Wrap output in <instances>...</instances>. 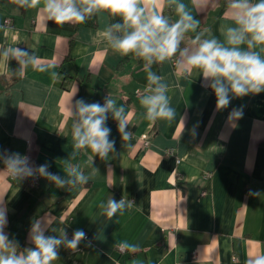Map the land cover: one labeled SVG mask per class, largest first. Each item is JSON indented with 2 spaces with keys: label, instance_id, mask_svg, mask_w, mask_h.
<instances>
[{
  "label": "crops",
  "instance_id": "obj_1",
  "mask_svg": "<svg viewBox=\"0 0 264 264\" xmlns=\"http://www.w3.org/2000/svg\"><path fill=\"white\" fill-rule=\"evenodd\" d=\"M176 2L200 24L171 60L150 66L164 78L176 114L149 121L140 103L148 94L145 62L113 51L105 35L122 23L119 16L99 12L89 25H59L46 19L42 3L27 8L0 0V210L5 233L21 251L33 247L31 229L41 221L46 236L86 233L75 251L61 244L53 264H246L264 254V92L230 94V103L217 107L211 81L190 71L180 51L194 50L190 41L201 33L225 42L221 26H235L225 15L227 0ZM160 7L170 23L179 19L175 3ZM14 48L37 65L22 68ZM107 99L124 108L130 138L123 139L109 111L105 126L114 150L101 158L75 149L76 101ZM25 152L32 157L27 169L39 174L36 185L7 177L5 162ZM45 164L63 186L39 172ZM69 172L82 173L87 183ZM110 199L125 201L122 214L106 216ZM124 242L138 250L120 251Z\"/></svg>",
  "mask_w": 264,
  "mask_h": 264
},
{
  "label": "clouds",
  "instance_id": "obj_2",
  "mask_svg": "<svg viewBox=\"0 0 264 264\" xmlns=\"http://www.w3.org/2000/svg\"><path fill=\"white\" fill-rule=\"evenodd\" d=\"M20 7L36 8L42 3L41 11L47 20L55 24L85 23L86 19L99 12H107L111 16H119L122 23L113 24L105 35L113 51L127 56L130 53L145 61V70L148 72L147 95L140 99L141 105L146 109V118L149 121L156 119L172 120L175 109L170 107L166 95L168 87L162 83L163 77L150 71L153 63H163L176 55L185 34L196 32L200 21L194 19L186 10L183 3L176 0H12ZM175 3V11L179 19L174 23L163 15V3ZM225 15L231 19L235 26L222 25L221 34L225 42L216 38L201 39L197 34L191 39L194 50L188 48L180 51V56L186 58L188 69H199L206 80H210L217 107L224 108L230 103L231 96L243 97L264 92V0H227ZM113 30L122 33L113 35ZM245 45L246 48L241 46ZM260 49L257 51L256 49ZM5 56L8 52L4 53ZM11 55L17 58L22 66L31 63L34 67L38 61L35 57L23 59L28 54L19 48L11 50ZM43 71V69H40ZM78 105L79 123L73 125V141L75 149L90 148L101 158L107 157L114 150V141L109 140L110 129L105 126L106 114L113 112L118 123L119 131L124 140L130 138L125 131L124 108L116 107L115 101L107 99L99 103L87 104L83 100L76 101ZM233 115L240 117L241 110H234ZM8 167L16 173L30 169L26 168V158H9ZM42 175L63 186L65 181L58 175L47 172V165L39 168ZM76 181L87 183V177L82 173L75 174ZM74 181H68L73 183ZM103 208L104 205L102 204ZM125 201L108 200L105 214L108 218L123 213ZM5 212L0 210V264H53L59 258L58 247L64 244L75 251L86 236L83 230H76L71 239L66 235L62 238L46 236L41 221H36L31 229L30 239L33 247L20 250L19 244L10 239L5 233ZM121 251L127 249L136 252V245L124 242L118 245ZM246 264H264V254L249 258Z\"/></svg>",
  "mask_w": 264,
  "mask_h": 264
},
{
  "label": "built area",
  "instance_id": "obj_3",
  "mask_svg": "<svg viewBox=\"0 0 264 264\" xmlns=\"http://www.w3.org/2000/svg\"><path fill=\"white\" fill-rule=\"evenodd\" d=\"M4 22L5 23H9V18H6L4 20ZM141 138H142V145L143 146H147L149 144V136L147 134H143L141 136ZM12 158H21V159L26 158V168L29 166V164L31 163V160H32L31 154L29 152H25L23 154H14L12 156ZM178 161H179V159H177V162ZM5 170H6V173H7V177L9 179H11V180H13L14 178H16L18 176H22L23 178L26 179L27 183L29 185H31V186L32 185H36L38 183V180H39V174H38V172H33L32 171L30 174L28 173V171H24L22 173H16V172H14L13 170H11L8 167V160L5 162ZM202 193L204 194L205 192H202ZM118 249H119V247H118Z\"/></svg>",
  "mask_w": 264,
  "mask_h": 264
},
{
  "label": "trees",
  "instance_id": "obj_4",
  "mask_svg": "<svg viewBox=\"0 0 264 264\" xmlns=\"http://www.w3.org/2000/svg\"><path fill=\"white\" fill-rule=\"evenodd\" d=\"M85 25H89L92 24V20L88 17L85 21V23H83ZM131 56H133L138 62H145L144 60H142L141 58L137 57L136 55L130 53Z\"/></svg>",
  "mask_w": 264,
  "mask_h": 264
}]
</instances>
